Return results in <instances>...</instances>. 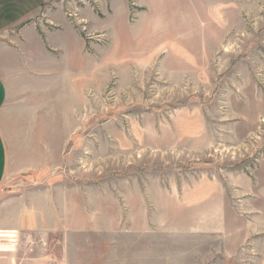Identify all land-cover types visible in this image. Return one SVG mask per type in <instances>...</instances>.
<instances>
[{
    "label": "rangeland",
    "instance_id": "374dc122",
    "mask_svg": "<svg viewBox=\"0 0 264 264\" xmlns=\"http://www.w3.org/2000/svg\"><path fill=\"white\" fill-rule=\"evenodd\" d=\"M42 3L0 0V20ZM27 26L72 28L80 50L1 52L0 208L65 226L17 231L0 264H264V0H50ZM210 180L226 216L196 233L185 189Z\"/></svg>",
    "mask_w": 264,
    "mask_h": 264
},
{
    "label": "crops",
    "instance_id": "0c3cea01",
    "mask_svg": "<svg viewBox=\"0 0 264 264\" xmlns=\"http://www.w3.org/2000/svg\"><path fill=\"white\" fill-rule=\"evenodd\" d=\"M41 1L43 2L42 4H46L50 0ZM41 5L35 7L36 12H30L23 21L14 20L15 18L0 20V24L6 26L18 27L22 24L26 25L18 33L8 34L7 42L2 40L1 36L5 37V35L2 33V28L0 29V61L3 59L1 52H12V54H9L11 58L23 56L37 58L40 56V52L42 54L45 52H79V34L72 28L52 34L41 30L37 26H27V20L37 14L38 10L41 9ZM2 18L3 16H0V19ZM8 63L12 64L13 62L8 60ZM9 91L10 82L7 77L0 73V186L5 180L9 167V151L1 117V113L5 109L9 98ZM185 193L186 196L189 195L192 205L198 210V215L205 222L198 225L193 231L196 233H203L209 230L222 231L221 225L224 221L223 218L226 216V187L218 181L210 180L196 184L191 189H185ZM62 213L63 210L55 208L50 211L48 209H22L15 211L8 208H0V230H16L19 233L26 231L36 233L49 230L58 231L65 226ZM16 249L15 241L8 242V244L0 242V253H12ZM35 260L37 261H26L24 264H43L41 260ZM11 262L16 264L14 260Z\"/></svg>",
    "mask_w": 264,
    "mask_h": 264
},
{
    "label": "bare ground",
    "instance_id": "6f19581e",
    "mask_svg": "<svg viewBox=\"0 0 264 264\" xmlns=\"http://www.w3.org/2000/svg\"><path fill=\"white\" fill-rule=\"evenodd\" d=\"M4 233H0V239H7V240H3L2 241L6 244H8V242L10 243L11 241H15V246L17 247V244L19 242V235L17 234V232H12L10 230H6V231H2ZM10 232V233H9Z\"/></svg>",
    "mask_w": 264,
    "mask_h": 264
}]
</instances>
